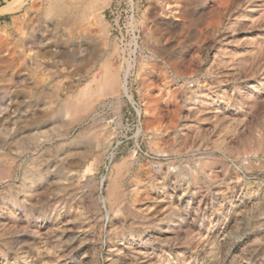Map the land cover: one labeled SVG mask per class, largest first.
I'll list each match as a JSON object with an SVG mask.
<instances>
[{"label": "rangeland", "instance_id": "374dc122", "mask_svg": "<svg viewBox=\"0 0 264 264\" xmlns=\"http://www.w3.org/2000/svg\"><path fill=\"white\" fill-rule=\"evenodd\" d=\"M262 10L264 0H23L6 13L0 264H107L122 235L141 236L153 264H264ZM78 45L91 60L65 56ZM104 65L128 71L131 98L100 99L72 122L60 111L97 87ZM36 168L44 179L24 199L23 172ZM36 228L59 245L55 258Z\"/></svg>", "mask_w": 264, "mask_h": 264}, {"label": "bare ground", "instance_id": "6f19581e", "mask_svg": "<svg viewBox=\"0 0 264 264\" xmlns=\"http://www.w3.org/2000/svg\"><path fill=\"white\" fill-rule=\"evenodd\" d=\"M105 1H108V0H105ZM22 4H23V0H11L5 6H2L0 8V13H3V14L12 13V12L16 11L17 8L21 7ZM101 5L104 6L103 4H101ZM104 7H106V6H104ZM253 7L254 6H250V5L249 6H246L245 7V10H246L245 12L246 13L243 15V17H246L248 15L247 12H254L255 9H253ZM248 8H250V9H248ZM263 11L264 10H262L260 12L259 16L261 15V13ZM101 20H102V16L99 13V15L96 16V20H95L94 23H98L99 24ZM76 47H73V49H71V52H73V53H71L70 55H65V56L67 58L71 59V60H74L77 63H79V62H85V61L87 62V61L91 60V58L87 54L88 52L86 51L85 48H83L82 45H78ZM211 50H208L207 51V54L208 55L211 53ZM80 57H81V59H80ZM119 72H122V71L119 70ZM119 72L118 71H110L109 66L104 65L103 66V72H102V75H101L100 79L98 80L97 87L95 89H89V85L86 84L83 88H81V91H80L81 92V95L83 94V96H80L82 98H79V101L77 100L78 102L76 101L75 104L65 105L64 108H62V110L60 111V113L67 114L72 122H78V121H80L83 118V115L85 113L89 112L93 108V105L95 103H97L98 101H100V99L106 98L108 96L109 97L110 96H114V97H116V99H118L120 96H123V95L125 97H127L128 99H130L131 96H129L128 88H127L128 71H124L123 72V76L120 79H119ZM224 77L225 78H230V75L226 74ZM252 92H255V90H253ZM189 93L191 94V96L194 95V93L191 92V91ZM113 99H115V98H113ZM208 113H209V111H208ZM187 120H186V125L190 124V123H188ZM31 130H32V128L29 129V131H31ZM25 132H27V130H25ZM25 132L18 131L16 133V136L22 135ZM35 134L30 135V138H31L32 143H34V142L36 143V141L38 139V135H35ZM110 136H111V134H110ZM101 137H102V135H101ZM108 137H107V139L106 138H103V139H105V141L107 142ZM103 139H102V141H103ZM32 143H30V144H32ZM22 145L23 144H21V146ZM22 147L24 148V145ZM28 147H29V144L25 145V148H28ZM132 156H134V155L132 154ZM127 161H128V159H123V161H121L120 163H117V164H114L113 165V167H112L113 168V174H111L109 176V179H108V197L107 198H110L111 196L113 197L114 194H115L114 192H117V190H118V188L120 186L119 185L120 175H121L120 172H121L122 168L126 165ZM33 162H36V160H33ZM33 164L37 165L36 163H33ZM90 170L91 169L88 168L86 171L89 172ZM43 179H44V176L41 173V171H40L39 168L34 169L32 172H30L29 170L26 171V172H23V179L21 180L22 182H21V186H20V191L22 193V197L24 199H27L30 196V194L35 191L36 187H38V185L40 184V182ZM165 199H166L165 196H160V197H157L156 198V200L158 202H161V201L164 202ZM109 201H111V200L109 199ZM104 202L105 201H103V203ZM117 202H118V200L117 201L114 200L113 202H111V204H115ZM136 209L138 211L142 212V213L143 212L148 213V212L151 211V206L150 205H147L146 207H144V206L139 207L138 206V208H136ZM117 211L121 212L122 210L119 209ZM163 211L167 212L166 211V207H164ZM37 218L41 219V221L39 222V224L40 223L43 224V223L48 222L50 220V217L49 216L46 217L44 215H42V216L40 215ZM180 222H182V221H180ZM58 224H60V223L59 222L57 224L53 223L52 226H55L56 227ZM37 227L39 228V230L41 228L42 229L45 228L44 225L43 226L42 225H39ZM38 228H36V230H32V234L35 235V237H37V239L39 241L38 242L39 244L49 246V249H51V255H53L54 258H55V256H57V252L55 251V247L58 248L59 245L58 246H56V245H53L52 246L51 243H48L49 242L48 238L44 237V233H42L41 231L38 232ZM144 228H145L144 230L152 229L151 224H149V223H147V225ZM58 229H59V227L58 228L56 227L55 230H58ZM60 232L61 233L57 237H55V235H54L55 241L58 240V242H59L65 236L67 237L68 234L66 233L65 228H61V231ZM130 236L131 237L129 239H127L125 236L122 235L120 237V242L119 243H117V244L116 243L109 244V246L107 248L108 249L107 250V254H106V257H105L106 258V261H107V264H153L152 261H151V259H152L151 258V255L152 254L151 253L148 254V252L145 250V248L142 247V245L144 244V242H141V236H139V235H130ZM135 237H138L137 243H134V241H135L134 238ZM155 237H157V236H155ZM30 260H33V258L31 257ZM33 261H35V259ZM76 264H80V263H76Z\"/></svg>", "mask_w": 264, "mask_h": 264}, {"label": "built area", "instance_id": "2783aa9c", "mask_svg": "<svg viewBox=\"0 0 264 264\" xmlns=\"http://www.w3.org/2000/svg\"><path fill=\"white\" fill-rule=\"evenodd\" d=\"M6 2H8V0H0V6L2 5V4H5ZM128 79V78H127ZM130 102V101H129ZM131 108L134 110V111H136V112H138V110H137V108H136V104L134 103V101L132 100L131 102Z\"/></svg>", "mask_w": 264, "mask_h": 264}, {"label": "crops", "instance_id": "0c3cea01", "mask_svg": "<svg viewBox=\"0 0 264 264\" xmlns=\"http://www.w3.org/2000/svg\"><path fill=\"white\" fill-rule=\"evenodd\" d=\"M9 14L6 15H0V22L2 21V19H4L6 16H8Z\"/></svg>", "mask_w": 264, "mask_h": 264}]
</instances>
